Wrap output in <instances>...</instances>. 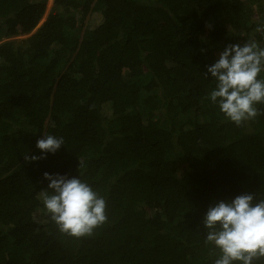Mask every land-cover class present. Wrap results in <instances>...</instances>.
<instances>
[{
	"label": "trees",
	"instance_id": "16d2710c",
	"mask_svg": "<svg viewBox=\"0 0 264 264\" xmlns=\"http://www.w3.org/2000/svg\"><path fill=\"white\" fill-rule=\"evenodd\" d=\"M48 1L0 0V264H212L209 206L264 198V105L237 126L204 73L264 46L261 0ZM49 134L65 145L26 160ZM45 172L89 182L107 222L61 233Z\"/></svg>",
	"mask_w": 264,
	"mask_h": 264
},
{
	"label": "clouds",
	"instance_id": "9594fccd",
	"mask_svg": "<svg viewBox=\"0 0 264 264\" xmlns=\"http://www.w3.org/2000/svg\"><path fill=\"white\" fill-rule=\"evenodd\" d=\"M264 30V25L257 31ZM215 86L208 99L218 106L226 120L237 126L255 120L264 105V46L254 40L229 44L219 58L207 66ZM65 145L62 137L44 135L36 142L39 155L25 156L39 161ZM47 189L41 193L46 213L58 230L70 237L92 235L107 220L104 196L87 181L59 173L45 172ZM202 224L204 242L218 250L212 264H257L264 258V198L250 193L220 200L209 206Z\"/></svg>",
	"mask_w": 264,
	"mask_h": 264
},
{
	"label": "rangeland",
	"instance_id": "374dc122",
	"mask_svg": "<svg viewBox=\"0 0 264 264\" xmlns=\"http://www.w3.org/2000/svg\"><path fill=\"white\" fill-rule=\"evenodd\" d=\"M53 10V0H49L48 1V13L49 12H51ZM42 24V23H41ZM40 24V25H41ZM82 34V33H81ZM25 37H27V36H24V37H20V38H18V39H23V38H25ZM3 41H6V40H3Z\"/></svg>",
	"mask_w": 264,
	"mask_h": 264
},
{
	"label": "built area",
	"instance_id": "2783aa9c",
	"mask_svg": "<svg viewBox=\"0 0 264 264\" xmlns=\"http://www.w3.org/2000/svg\"><path fill=\"white\" fill-rule=\"evenodd\" d=\"M241 1L246 2L247 0H241ZM261 4H262V10H263V13H264V0H261Z\"/></svg>",
	"mask_w": 264,
	"mask_h": 264
}]
</instances>
